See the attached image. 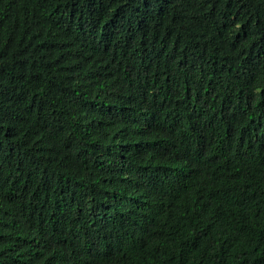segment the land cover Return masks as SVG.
I'll return each instance as SVG.
<instances>
[{
  "label": "trees",
  "instance_id": "16d2710c",
  "mask_svg": "<svg viewBox=\"0 0 264 264\" xmlns=\"http://www.w3.org/2000/svg\"><path fill=\"white\" fill-rule=\"evenodd\" d=\"M0 264H264V0H0Z\"/></svg>",
  "mask_w": 264,
  "mask_h": 264
}]
</instances>
